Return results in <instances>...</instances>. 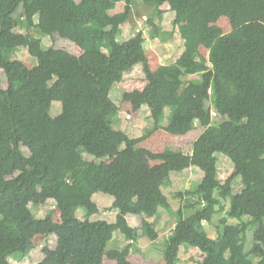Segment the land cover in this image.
I'll return each mask as SVG.
<instances>
[{"label":"trees","instance_id":"obj_1","mask_svg":"<svg viewBox=\"0 0 264 264\" xmlns=\"http://www.w3.org/2000/svg\"><path fill=\"white\" fill-rule=\"evenodd\" d=\"M120 2L123 11L111 14ZM145 3L158 14L168 4L175 13V27L186 28L181 33L184 52L164 66L160 77L151 68L143 31L119 40L137 0H0V69L9 78L5 89L0 75V264H12L16 251L29 256L31 236L51 234L57 235V246H45L38 264H104L106 256L119 264H133L130 256L140 247L128 214L143 216V236L158 240L159 231L148 217L157 213L158 205L170 209L171 204L161 186L153 191L152 184L157 185L161 173L170 182L173 171L192 166L199 167L203 177L195 190L175 195L188 198L176 211L179 218L164 252L167 264H177L184 246L201 252L199 264H264V22L254 20V14L264 11V0ZM19 8L23 13L17 19ZM222 16L231 22L228 33L215 24ZM55 34L74 43L81 53L44 48V38ZM22 47L37 58V64L30 67L10 58ZM202 48L209 50L207 60ZM139 63L148 86L125 92L124 100L135 111L148 105L153 130L185 135L201 127L192 152H156L138 146V140L110 124L113 106L108 95ZM93 92L98 100L86 133L94 138L107 133L109 140L103 144L79 137L85 121L77 114ZM237 97L246 98L243 116L230 104ZM54 101L63 106L55 117ZM167 107H172V114L164 126ZM35 142L42 144V155L27 156L25 146ZM218 152L233 161L244 185L240 192L232 194V180L220 179ZM85 153L93 158L86 159ZM141 156L159 163L134 178L132 163ZM144 188L150 192L144 209L128 206L127 200ZM97 192L114 197L111 209L118 211L114 222L90 219L100 212L93 199ZM58 195L66 196L59 206L60 222L50 213L34 214L30 204L37 197L40 201ZM152 195L155 205L148 207ZM80 208L86 209L85 218L78 216ZM224 211L228 216L220 217L217 238L199 228V222L212 221ZM251 225L256 228L246 251ZM116 232L129 243L108 249Z\"/></svg>","mask_w":264,"mask_h":264},{"label":"rangeland","instance_id":"obj_2","mask_svg":"<svg viewBox=\"0 0 264 264\" xmlns=\"http://www.w3.org/2000/svg\"><path fill=\"white\" fill-rule=\"evenodd\" d=\"M146 0H137V5L133 7V13L130 17V20L126 22L122 26L123 33L120 35L119 40L124 41L138 33L139 31H143L146 37V41L144 43L145 49L147 51V55L149 57L151 68L154 74L157 77L162 75L163 65L171 64L176 62L182 52H184V44L182 37V29L181 26H176L173 23L175 18V13L170 10V6L168 4H164L161 8L165 11L163 14H158L153 11L151 6H148L145 3ZM124 3L120 2L116 9L111 11V14H115L117 12L123 11ZM23 9L19 8L15 13V18L22 17ZM254 20H262L264 22V11L259 14H254ZM147 18V20H146ZM150 19L154 20V23L149 22ZM215 24L222 27L225 33H228L232 30V25L228 17L222 16L216 20ZM186 29V28H185ZM185 29H183L185 31ZM153 34L158 37L159 41H155ZM185 40V39H184ZM147 43V44H146ZM50 46L55 47L59 51L68 52L72 55H79L81 53L80 49L68 39L61 37L59 34H55L54 37L48 38L45 37L43 41V47L49 48ZM202 53L204 58L207 60L209 56V50L206 48H202ZM11 59H20L23 60L28 66L32 67L37 64V58L30 55L28 48L22 47L17 49L13 54H10ZM0 75L2 77L3 87L7 89L9 87V78L6 72L3 69H0ZM179 76L182 79H186V75L183 72H179ZM148 86V80L146 79L143 65L137 64L131 71L125 74L124 79L121 82H118L114 85L108 98L112 102V111L109 119L110 124L115 129H122L126 131L130 137L138 143L136 145H143L148 147L151 150L156 152H166L168 150L174 151H183V152H191L193 148V142L199 136L201 131V127L195 128L189 133L185 135H176L171 134L164 129H154V124L151 119V112L148 105H143L140 110H134L132 104L129 101L124 100V94L127 91H137L144 90ZM107 97V95L101 94L103 98ZM98 100V95L96 92L90 94V97L87 100V103L82 108L81 112H78L77 117L82 118L85 123H83L79 128V137L82 140L93 141L95 144H103L109 140V136L107 133L102 134L99 137L94 138V135H89L86 133V123L89 118H91L92 113L94 111L95 103ZM231 105H234L239 111L240 115L243 116L245 113V97H237L230 101ZM63 106L62 102L54 101L51 114L55 117L62 113ZM31 112H35L36 110H31ZM172 113V107H167L165 111V115L162 118L161 124L164 125L168 120V116ZM165 118V119H164ZM168 134L169 137L164 139V134ZM133 141V142H134ZM25 153L27 156H36L39 157L42 155L43 146L39 142H35L29 146H25ZM219 157V177L224 182L227 179H231L233 183V192H240L244 185L242 182L241 176L238 174L237 170L234 167L233 161L224 153L218 152ZM84 156L86 159L90 160L93 158L92 155L85 153ZM145 159V160H144ZM140 158L139 162L142 164V168L150 169L154 166L153 161L145 156V158ZM191 168H195L194 174L190 177L193 178V182L188 180L189 170L185 169L183 171H173L171 173L172 178V186L169 187V180L165 178V174H160L159 179L157 180V184H152L153 191L158 190L159 186L165 195L168 197V200L172 206L170 209H165L164 206L158 205L156 208V214L154 216L148 217L151 221L161 220L160 215L164 213V223L162 228L164 227V238L162 237L157 244H153L152 240L148 237L144 236V239H138V244L142 247V251L134 255L131 261L133 264H167L165 259V248L167 246V239L172 236V232L177 223L179 216L177 215V209L185 203L184 199L176 197V193L179 191H185L187 189L195 190L201 182L203 176V171L196 166H192ZM137 169V168H136ZM148 173V172H147ZM201 174V175H200ZM99 196L95 197V201L100 205H107L103 207V212H101L102 217H97L98 213L94 214V219H105L109 220L113 217V212L111 213V207H108V203L113 200V196L111 194H107L104 192H100ZM38 198V197H37ZM34 202V211L37 215H46L48 213L58 215V211H60L59 206L60 203L66 199V196L58 195L53 199H41L42 205H38V199ZM43 198V197H40ZM149 203L147 206L152 207L155 205V200L153 199V195L151 196ZM131 206H134L133 202L129 203ZM227 205H229L227 203ZM117 211V210H116ZM118 212V211H117ZM100 213V212H99ZM78 214L80 216H85L86 209L80 208L78 210ZM100 215V216H101ZM226 211L223 214L216 215L213 217L212 221H201L198 223L199 228L207 233L212 238H217L218 233V225L220 217H227ZM134 223L137 225L138 234L142 235V226L141 220L138 218L139 216H133ZM143 219V216H140ZM160 217V219H159ZM92 218V217H91ZM58 219V216H57ZM92 220V219H91ZM231 223H236L237 219L230 218ZM135 224V225H136ZM156 224V223H155ZM255 226H250V228L246 232V251H248L253 243V233L255 230ZM55 236H43V235H33L31 242V249H33V255L27 256L28 258L23 256L22 252L16 251L11 256L12 264H36L41 254H43V248L45 246H50L52 248H56L58 237ZM46 237L48 239H46ZM54 237V238H53ZM57 237V238H56ZM56 243H55V240ZM164 240V242H162ZM125 236L121 232H116L114 238L109 242L108 249H116L122 248L124 246ZM105 259V258H104ZM202 259V254L197 248L184 246L181 249L180 258L177 264H199ZM253 261H256V257H251ZM109 261H113L109 257H106V263ZM114 264H119L116 260H114Z\"/></svg>","mask_w":264,"mask_h":264},{"label":"crops","instance_id":"obj_3","mask_svg":"<svg viewBox=\"0 0 264 264\" xmlns=\"http://www.w3.org/2000/svg\"><path fill=\"white\" fill-rule=\"evenodd\" d=\"M156 41H159V39H158V37L157 38H155V41L154 42H156ZM147 44V43H146ZM183 44H184V50H185V40L183 39ZM183 50V51H184ZM147 52V51H146ZM183 53V52H182ZM165 65H167V64H165ZM165 65H163V66H165ZM162 74H163V69H162ZM162 76V75H161ZM172 114V113H171ZM171 114L168 116V120H167V122H165L164 123V126H167L168 124H169V122H170V116H171ZM165 119V118H164ZM165 136H164V139H166V138H168L169 137V135L167 134L166 135V133L164 134ZM191 152H192V149H191ZM147 158H149L148 156H146ZM140 158H145V156H141V157H139V158H137L136 160H134V162L132 163V167H131V174H132V176L134 177V178H136V176H135V174H139V173H144V175H146V173L148 172V170L149 169H144L145 168V166H144V168H142V164H140V162H139V159ZM150 159V158H149ZM145 160V159H144ZM150 160H152V159H150ZM153 161V164L154 165H156V164H158L159 163V161H157V160H152ZM137 168V169H136ZM187 170H189V174H188V180H189V182L190 181H192L193 182V178H191L190 176L191 175H193L194 174V170H195V168H191V169H187ZM201 175V174H200ZM201 177H203V176H201ZM133 179V178H132ZM157 184V183H156ZM158 185V184H157ZM170 186H172V178H171V175H170V182H169V187ZM149 189L150 190H152V187L150 186L149 187ZM187 190H190V189H187ZM187 190H185V191H187ZM148 194H150V192H149V190L148 189H146V188H144L140 193H139V195L137 196V197H135V198H133V199H128L127 200V204H128V206H130V207H132V208H142V209H144V205L146 204L145 203V199L147 200V199H149V196L150 195H148ZM97 196H101L100 195V192H97L96 194H94V196H93V199H94V201H95V197H97ZM103 197V196H102ZM102 197H100V199H102ZM50 199H53V198H50ZM108 201H111V202H109L108 204V207H111L112 206V204H113V201H114V198H113V200H108ZM96 202V201H95ZM130 202H133L134 203V206H131L129 203ZM38 205H42L41 203V201H38V202H36ZM97 203V202H96ZM143 203H145L144 205H143ZM98 204V203H97ZM31 208H32V210L34 209V202H32L31 204ZM143 205V206H142ZM98 206H99V209H100V213H98V214H100L101 215V212L102 213H104L103 212V207H106L105 205H102V206H100L99 204H98ZM171 208H172V206H171ZM33 212H34V214L37 216V217H45L46 215H37L36 213H35V211L33 210ZM113 212V217L111 218V219H109L108 221H110V222H114L115 220H116V216H117V211L116 210H112L111 211V213ZM49 214V213H48ZM58 215V219H57V216L55 217V215H53V217H54V219L57 221V222H60L61 220H62V218H61V211H58V213H57ZM77 214H78V212H77ZM98 215L97 217H102L103 215ZM138 214H133V213H129L128 214V221H129V223L135 228V230H137V225H139V224H136V223H134V217L133 216H137ZM78 216L80 217V218H85L86 217V214H85V216H80L79 214H78ZM94 216V215H93ZM93 216H91L90 217V219H92V220H98V219H94V217ZM139 217V219L141 220V226H142V224H143V219H142V217H140L141 215H138ZM160 217H161V220L163 221V223H164V213H163V215L161 214L160 215ZM160 217H159V219H160ZM162 221H160V220H157L156 222L155 221H151L152 223H154V225H155V227H156V229L159 231V238H158V240H156V241H152L153 242V244L152 245H154V244H157L158 243V241H160V239L163 237L164 238V227L162 228V226H163V223H162ZM156 223V224H155ZM136 224V225H135ZM175 227H176V225H175ZM174 227V228H175ZM173 233V232H172ZM137 234V237H138V239H144L145 237L143 236V234L140 236L139 234H138V232L136 233ZM44 236V235H43ZM46 236V235H45ZM49 236H55L54 234H51V235H48L47 237H49ZM32 237V236H31ZM30 237V242H29V247L31 246V242H32V238ZM46 237V239H48ZM147 237V236H146ZM54 238V237H53ZM57 238V237H56ZM138 239H137V244H138ZM55 240V239H54ZM168 240V239H167ZM57 242H58V240H57ZM162 242H164V240L162 241ZM55 243H56V240H55ZM127 243H129V241L125 238V241H124V246L127 244ZM138 246L140 247V251L139 252H137V253H135V254H133V255H131L130 256V260L133 258V256L134 255H137V254H139L141 251H142V247L138 244ZM30 249H31V247H30ZM33 249H31V253H30V255H33ZM44 257V254H41V256L39 257V259H38V261H36V264H38L39 263V261L42 259ZM107 257V256H106ZM106 257H105V259H104V264H114V260L113 261H109L108 263H106ZM28 257H26V259H27ZM133 262V261H132ZM149 264H151V263H149ZM152 264H153V259H152Z\"/></svg>","mask_w":264,"mask_h":264},{"label":"built area","instance_id":"obj_4","mask_svg":"<svg viewBox=\"0 0 264 264\" xmlns=\"http://www.w3.org/2000/svg\"><path fill=\"white\" fill-rule=\"evenodd\" d=\"M146 20H147V18H146Z\"/></svg>","mask_w":264,"mask_h":264}]
</instances>
